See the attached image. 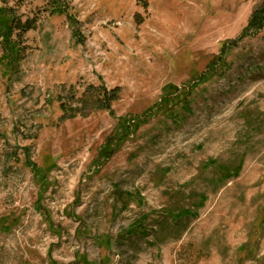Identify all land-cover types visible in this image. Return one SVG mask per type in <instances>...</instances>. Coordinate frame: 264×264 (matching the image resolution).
<instances>
[{
  "label": "rangeland",
  "instance_id": "374dc122",
  "mask_svg": "<svg viewBox=\"0 0 264 264\" xmlns=\"http://www.w3.org/2000/svg\"><path fill=\"white\" fill-rule=\"evenodd\" d=\"M260 2L68 0L70 19L8 2L38 22L0 67V264H264V32L237 40ZM88 87L119 89L114 115L61 118Z\"/></svg>",
  "mask_w": 264,
  "mask_h": 264
},
{
  "label": "trees",
  "instance_id": "16d2710c",
  "mask_svg": "<svg viewBox=\"0 0 264 264\" xmlns=\"http://www.w3.org/2000/svg\"><path fill=\"white\" fill-rule=\"evenodd\" d=\"M9 1L11 0H0V67L3 69V72L5 74V71L12 73L18 71V66L22 59L23 47L21 45L24 35L31 30H35L38 22L36 16L22 20V18L17 15L16 11L13 8L7 6ZM24 1L25 0H16L18 4H21ZM67 2L68 0H47L49 6V15H64L70 19L69 7L67 5ZM261 32H264V0H261V2L252 10L248 18L247 24L243 28L237 40L243 39L245 37H251ZM237 40L230 41L229 44L234 45L237 43ZM222 52H225V48L222 49ZM118 93V88L107 90L104 87H88L84 91V97L76 100V103L78 101V107L73 108L72 105L68 104L64 99L60 97L57 99V101L62 112L61 118H72L78 112H84L90 105L99 107L103 110H107L111 115H114L109 104L111 101L116 100ZM70 99L72 101L75 100L74 95L71 96ZM121 123V127L123 128V130L118 133L116 131L115 134L110 135L106 139V145L104 146L105 148L100 152V158H109L117 150L119 144L122 143V141L128 139L133 133V130L131 129L132 124L130 122H126V120H123ZM28 160L26 161V164L31 169L34 178L38 179V184L40 187V196V194L42 195V193L46 192L49 186L47 181V172L45 171V169L42 170L41 168L37 167L34 163H30ZM221 171H223V174L228 175L229 173L228 169L221 168ZM121 195L125 199L126 203H128L136 197V192L131 193L128 191H123ZM36 209L42 214L45 222L49 224L50 227H52L53 221L50 215H47L46 213L42 212L41 207H39L38 201L36 204ZM188 214H190L188 211H180L176 215L181 217L188 216ZM1 219L2 220L0 221V230L2 229L4 221L9 218L7 216H4L1 217ZM146 219V215L140 216L137 220L128 225L127 229L124 230L121 235H124L125 238H130L134 234L142 237V234L145 233L144 223ZM53 231H55L58 236H61V231L57 229ZM122 236L120 237L123 238L124 236ZM82 262L83 264H89L85 259H83ZM51 264L58 263L55 261H51Z\"/></svg>",
  "mask_w": 264,
  "mask_h": 264
}]
</instances>
